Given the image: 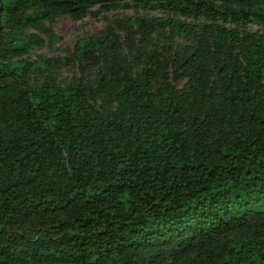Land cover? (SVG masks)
I'll return each mask as SVG.
<instances>
[{
	"label": "trees",
	"instance_id": "1",
	"mask_svg": "<svg viewBox=\"0 0 264 264\" xmlns=\"http://www.w3.org/2000/svg\"><path fill=\"white\" fill-rule=\"evenodd\" d=\"M119 1L0 0V119L12 120L0 127V264H264V33L238 29L264 26V0H134L192 22L117 21L129 40L134 26L197 40L173 63L175 79L205 66L211 36L252 41L241 75L218 67L192 106L169 84L150 95L163 54L152 46L135 74L113 28L78 39L70 55L24 58L55 45L56 20ZM100 48L110 57L97 105L82 84L25 82L81 67Z\"/></svg>",
	"mask_w": 264,
	"mask_h": 264
},
{
	"label": "rangeland",
	"instance_id": "2",
	"mask_svg": "<svg viewBox=\"0 0 264 264\" xmlns=\"http://www.w3.org/2000/svg\"><path fill=\"white\" fill-rule=\"evenodd\" d=\"M133 3L134 0H120L119 5L108 12H98L97 7H92L87 15L78 22L73 21L68 16L56 20L53 24V31L59 37V40L55 45L48 46L45 43L44 46H34L24 58L34 60L36 55L45 57L70 55L78 39L100 36L106 29L113 28L116 37L122 45V56L135 74L141 75L147 68L146 63L151 56L152 46H155L163 54L165 60L162 67L152 77L150 82V95H156L163 85L169 84L180 101L192 106L196 102L200 104L199 92L204 85L211 82L218 67L223 66L241 75L246 55L252 48V41H246L239 34L237 37L229 36L224 42L219 41L217 37H209L205 66H194L187 75L175 79L173 63L178 62L182 58L184 50H193L197 46V40L180 38L166 26L154 29L134 26L132 33L128 35L132 41L130 44L127 35L117 26L118 20L125 17L131 19L141 17L148 20L167 22L173 17L181 18L160 10L150 11L141 6L135 8ZM181 20L192 22L191 19L181 18ZM228 26L234 28L233 25ZM238 29L239 31L246 30L250 33H264V26L255 23L239 26ZM0 56L3 57L5 54L0 52ZM109 57V50L100 48L86 56L81 67L76 62H72L61 70L44 71L38 75L29 73L25 82L30 88H39L47 79L53 81L56 86L61 88L82 84L85 86L91 103L97 105L98 99L95 96V85ZM227 81L231 82L229 79ZM0 127L2 130L10 131L12 129L11 117L6 120L0 119ZM71 215L72 211L66 213L64 218L70 219ZM41 216L43 215L36 213L34 219H32L24 214L21 219L24 224H27L31 219L38 223L41 220ZM174 262L173 256L167 257L166 264H174ZM189 262L188 258H184L181 264H189Z\"/></svg>",
	"mask_w": 264,
	"mask_h": 264
}]
</instances>
